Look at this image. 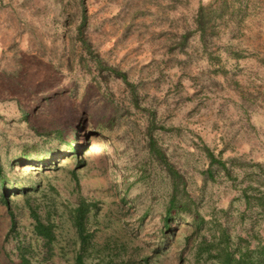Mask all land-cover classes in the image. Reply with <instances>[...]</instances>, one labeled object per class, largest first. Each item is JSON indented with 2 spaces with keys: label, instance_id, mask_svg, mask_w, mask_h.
I'll use <instances>...</instances> for the list:
<instances>
[{
  "label": "rangeland",
  "instance_id": "rangeland-1",
  "mask_svg": "<svg viewBox=\"0 0 264 264\" xmlns=\"http://www.w3.org/2000/svg\"><path fill=\"white\" fill-rule=\"evenodd\" d=\"M149 137L199 229L179 214L163 233ZM0 179V264H212L206 248L264 243V0H0Z\"/></svg>",
  "mask_w": 264,
  "mask_h": 264
},
{
  "label": "trees",
  "instance_id": "trees-1",
  "mask_svg": "<svg viewBox=\"0 0 264 264\" xmlns=\"http://www.w3.org/2000/svg\"><path fill=\"white\" fill-rule=\"evenodd\" d=\"M116 76H119L121 79H123L125 82V75L121 72H118L115 69H110ZM148 148L149 151L155 156L156 161L164 168L166 171L170 183H171V193L169 195V198L167 200L163 216L161 217V228L163 233L171 232V221L174 219L176 215L179 214H185L188 218H186V221L190 223L192 227L195 229H199L201 227V224L203 223V218L200 215L197 208L194 206V203L188 200V198H183V196H186L182 190L179 189L180 181H181V175L179 172L174 168V166L168 161L165 153L156 147V143L153 140L152 137H149L148 142ZM71 150H73V155L77 156V153L75 149L72 147ZM203 152L205 155V158L208 160V168L206 173L208 175H212V167L214 165H217L218 167L225 170L226 174H229L228 168H226L225 163L221 161L220 159H217L214 155V153L206 146L203 148ZM4 180L0 179V189H1V197H5V188L3 187ZM243 198L245 200L246 206L249 205V197L247 196L246 192H243ZM257 202L256 204L261 208V210L264 209V195L260 196L259 198H256ZM5 205L8 206L7 201L5 200ZM33 218L36 221V224L34 226L35 233L41 237L46 238L50 240L52 238V234L50 229L45 226L43 223L39 221L37 216L33 214ZM11 219V225L10 228H14V219L12 215L10 214ZM84 218H83V211L82 208H77L76 215L74 218V224L76 229L77 237L79 238L80 242L83 244L85 242V235H84ZM226 231L222 230V236L225 239L226 238ZM206 251L210 254V258L215 259V261L212 264H264V243L259 244L256 248L250 249L248 246L245 247V249L242 248H233L232 246L225 245L222 248H219L218 250H215V248H206ZM21 264H30V262L21 255L20 258ZM77 259L80 260V256L77 257Z\"/></svg>",
  "mask_w": 264,
  "mask_h": 264
}]
</instances>
